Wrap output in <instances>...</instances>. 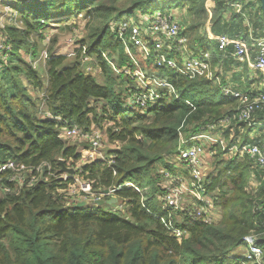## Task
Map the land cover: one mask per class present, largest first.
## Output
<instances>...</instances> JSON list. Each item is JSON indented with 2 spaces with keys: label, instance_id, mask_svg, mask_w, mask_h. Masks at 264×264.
I'll list each match as a JSON object with an SVG mask.
<instances>
[{
  "label": "trees",
  "instance_id": "1",
  "mask_svg": "<svg viewBox=\"0 0 264 264\" xmlns=\"http://www.w3.org/2000/svg\"><path fill=\"white\" fill-rule=\"evenodd\" d=\"M52 1L56 5L48 10L24 8L18 2L16 18L2 30V38L11 48L6 52L7 62L0 60V164L7 160L27 165L49 162L60 173L58 160L75 165L81 153L77 152L76 142L58 137L59 128L73 124L87 132L91 126L105 127L107 138L120 143L114 151V162L107 165L95 160L81 166L80 174L93 180L95 193L114 189L111 194L125 203L128 211L117 215L97 204L78 207L80 197L74 199L67 191L57 192L56 187L65 188L67 184L60 183L62 180L56 184L52 177L33 185L8 183L10 191L0 189V264H226L227 255L251 231L260 238L264 253V213L253 214L251 209L253 197L246 187L252 169L246 158L222 159L220 150L214 156L216 173L209 177L207 191L232 186L228 194L223 192L215 201L223 208L217 223L191 217L174 219V226L181 232L177 236L156 217L163 212L157 198L162 192L159 171L172 167L168 160L177 153L179 130L185 134L196 132L200 125L232 112L236 100L224 96L204 77L188 78L152 59H141L143 68L167 78L180 99L165 95L146 110L125 112L123 85L127 79L116 74L104 57L113 59L118 67L129 60L122 42L114 35V20L149 18L156 10L175 7L185 8L191 18L188 29L193 30L208 18L214 21L230 12L229 19L238 23L233 36L243 37L250 47L247 24L252 27V35H264L260 0L250 14L242 10L231 12L229 0ZM66 5L68 10L62 14ZM80 12L89 17L85 33L77 42L85 45L87 53L97 60L104 76L101 83L81 71L80 51L71 59L61 55L57 36L49 39L46 48L41 46L51 22L66 21ZM182 18V33L186 35L185 16ZM68 26L65 24L63 29ZM220 33L223 32L212 34ZM195 36L189 48L195 54L199 50L210 51L212 41L204 35ZM42 50L47 59L39 72L22 53L35 59ZM163 51L169 57L177 55L166 47ZM210 53L214 66L219 56ZM244 67L247 74L246 64ZM29 87L42 92L43 97L31 95ZM94 101H104L106 107L98 111L100 107L93 105ZM42 108L52 118L40 117ZM109 154L108 151L106 156ZM68 182H72L71 178ZM127 182L143 192L123 185ZM101 197L105 201L111 199L109 195Z\"/></svg>",
  "mask_w": 264,
  "mask_h": 264
},
{
  "label": "built area",
  "instance_id": "2",
  "mask_svg": "<svg viewBox=\"0 0 264 264\" xmlns=\"http://www.w3.org/2000/svg\"><path fill=\"white\" fill-rule=\"evenodd\" d=\"M20 1L0 0L5 4L0 8V51L2 52L0 55L3 63L7 62L6 52L10 50L11 45L2 38V30L5 27L2 19L5 17V20H9L10 23L14 21L17 15L15 6ZM205 1V3L208 2V0ZM228 5L237 13L241 10L238 1L229 0ZM182 15L178 14L175 9H169L156 10L149 18L139 16L138 19L129 17L114 20L111 23L114 35L122 42L129 60L118 67L113 59L104 55L116 74L125 76L128 82L133 83L132 85H128L129 83L123 85V94L128 96L130 107L146 110L165 95L180 99V94L167 78L156 75L151 70L143 69L135 54L143 59H152L157 65L172 69L188 78L204 77L212 84L217 85L224 96L236 100L232 112L218 120L200 125L198 130L192 134H185L181 130L178 132L177 153L171 155L168 161H171L170 158L180 160L184 164L183 172L188 178L181 173H173V176L168 171L162 170L165 179L170 175L171 182L162 188L158 199L162 204L163 212L162 215H156L177 236H180L181 232L174 226L175 220L180 221L185 217H191L199 218L205 223H216L215 201L223 192L228 194L232 188L231 185H228L230 188L227 186L226 190L224 187L207 191V186L210 183L209 177L215 173L209 176L205 174L202 158L205 144H208L209 155L217 154L220 150L222 159L246 158L248 160L252 174L250 184L246 189L253 197L251 209L253 214L264 213V35H252V30L247 24L250 38L249 47L240 36L230 37L225 33L213 35L208 29L209 24H206L208 29L206 37L215 43L216 53L228 56L242 66L246 64L248 68L251 87L234 88L230 83H222V79L220 80L222 71L212 67L211 54L208 50H199L198 54H195L193 50L188 49L187 36L182 33L184 29ZM88 17L82 12L77 15L76 19L81 18L87 21ZM79 33L83 36V31H79ZM74 39L76 42L72 54L76 55L79 51L81 52L82 68L86 72L85 74H90L94 67L93 57L87 53L85 45L77 42L80 39L78 32L75 33L74 38L69 39L70 45L73 44ZM165 47L177 55L169 57L163 51ZM44 55V58L47 59V54ZM218 63L222 67V60L219 59ZM40 93L42 98L43 93ZM182 100L192 109L194 108L188 100ZM39 116L52 118L44 108L40 110ZM92 127L87 132H82L73 124H64L59 128L58 137L88 145V151L81 154L75 165L66 163L67 167L73 168L72 174L62 171L59 173V170L53 168L49 162L27 165L18 160H7L0 164V189L10 191L8 183L33 185L38 180L44 181L47 177H52L56 184H59V180H62L60 183L67 184L65 188L56 187L57 192L67 191L70 194L68 189L74 187L77 190V195L82 194V199H90V201L99 199L100 194L92 191L93 180L83 177L84 175L80 174V167L95 160L111 165L116 158L114 151L119 148V142L114 141L118 145L109 150V156L102 154L103 134ZM211 131H215L217 134H208ZM215 171L214 167L213 172ZM70 178L72 182H68ZM123 185L131 186L140 194L143 192L130 182ZM113 190H109V193H113ZM103 195L108 194H104L102 191L101 196ZM184 196H188L192 201H189L188 206H183ZM176 216H179V220ZM259 241L260 238L253 231L246 234L243 237V243L247 244L246 251L229 253L226 264H264V253Z\"/></svg>",
  "mask_w": 264,
  "mask_h": 264
},
{
  "label": "rangeland",
  "instance_id": "3",
  "mask_svg": "<svg viewBox=\"0 0 264 264\" xmlns=\"http://www.w3.org/2000/svg\"><path fill=\"white\" fill-rule=\"evenodd\" d=\"M41 1L42 2H29V1L21 0L20 1V6L24 7V8L33 7L35 9H46V10H48V9H54L53 6L56 5V3H54L52 0H41ZM3 5H5V4L0 2V8H2ZM68 7L69 6L66 5L65 8H63V10H62L63 13L62 14H66V12L68 10ZM257 8H258V1L257 0H241L240 1L239 9H241L244 12V14H250L251 12H254ZM159 9H162V5H159ZM173 9H175L178 12V14L180 13V14H183V16H185L184 23H185L186 36H187V41H188L187 42V45H188L187 47L190 50H192L191 48H189L190 42H193L192 40H193V38L196 37L195 35H197V34H199L201 36H203V35L206 36V32L209 29V31H211V33L223 32V33L227 34L228 36L232 37L233 34H234V30L237 29V27H238V23H237L236 20L233 21V20L229 19L230 12H226V13L222 14L221 16H219L214 21H210V19L208 18L205 22H201L197 26L196 30H193L191 28L188 29V26H189L188 24L191 21L190 20L191 18L187 17V15L185 14V8L184 7H177V8L175 7V8H172V10ZM229 9H230L231 12L234 11V9L231 8V7ZM80 13H82V12H80ZM5 19L6 18L4 17L2 19V21H3L4 25H8L10 23V21L9 20H5ZM4 20H5V22H4ZM85 23H86V19H84V20L81 19V18H77L76 19V17H72V18H70V19H68L66 21L51 22L49 24V28H47V30H46L47 33H46V36H45L43 42L41 43V46L43 48H46L50 44L49 39H52V38L57 36L58 37L57 46H58V49H59V52L61 53V55L66 56L67 59L73 58L75 55L72 54V53L74 51V44H75L76 41L74 39L73 44L70 45L69 44V39L70 38H74V35H75L76 32H78L79 38H81L82 35H81V33H79V31H83V35H84V33H85ZM65 24L69 25L68 26L69 28L63 29V27H65ZM206 24H209V28L208 29H207V25ZM17 26H20L19 22H17ZM201 27H202V29H201ZM241 28L243 29V32H244L243 23L241 24ZM250 28H252V27H250ZM2 33H3V31H2ZM212 43H211L210 51H212L213 54H214V53H216V48L214 46L215 43L214 42H212ZM0 53L2 54L1 51H0ZM133 53L135 54L134 51H133ZM44 54H46V51L42 50L38 58L32 59L29 55L22 53L23 58L25 60H27L28 62H32L33 67H36V70L39 71V72H42V69H43V66H44V63H45V60H46L44 58V56H45ZM135 56H136V58L138 59V61L140 63L141 59H143V58L140 57L137 54H135ZM221 58L223 59L222 60V67L219 66L220 63H218V61H217V64L214 65V66L211 63L213 68L215 67V69H221L222 74L220 76V80L222 79V81L228 82L231 85L233 84V85H236V86H239L238 85L239 83H243L245 81V78H244L243 75H242V77H243L242 78L241 74L243 73V71L247 72L246 67L243 68V66L241 64H238V63L234 62L228 56L221 55ZM93 60H94L93 61V66L94 67L91 70L90 75L94 76L96 78L97 82L101 83V82L104 81V76H103V74L100 73L101 70L98 67L97 60L94 59V58H93ZM224 60L225 61L227 60V62H224ZM227 63H228V66H227ZM80 69H81V71L84 74L86 73V72H84V69L82 68V63H81V68ZM143 69H147V68H143ZM227 72H229V73H228V75L226 77ZM121 82H122V80H121ZM126 83H129L128 85H132L133 84V83L128 82L127 80H126ZM215 86H217V85H215ZM31 90H32V88H31ZM32 94L35 95L38 98H40V96H41L40 92H38V91H34ZM123 97H124V103H125V105L123 106V110L125 112L130 111L131 109L132 110H136L137 109V108H134V107H130L128 105V96L127 95H123ZM92 104L93 105H97V106L100 107L98 111H100V110H102V108L106 107V105H105L106 102H104V101H94V102H92ZM139 109L140 110H145V109H141V108H139ZM150 115L151 114H147L148 117ZM107 125H108V123H104V126H107ZM92 129H97L103 134L104 141H103V143L101 145L102 154H104V155L108 154V150H111L113 147L118 145V143L111 142L107 138V135L105 133V127L102 129V128H98V127L93 126ZM208 134H217V133L215 131H211V132H208ZM214 136H216V135H214ZM72 142H74V141H72ZM77 145H78L77 146V152H80L81 154H83L84 153L83 151L85 149L81 148L80 144L77 143ZM119 145H120V143H119ZM204 146H205V148H204V154H203L202 158H203V161H204L205 174L209 176L211 174V172H213L214 167H215V158H214L215 154L209 155V152H208L209 150H208V147H207L208 144H205ZM170 160L171 161H169V162L172 163L171 164L172 167L169 168V170H168L169 173H171V175H173V173L174 174L181 173L182 175L186 176L184 174V172H183L184 164L180 160H178L176 158H173V159L170 158ZM77 162H78V160L75 163H77ZM159 172H160L159 174L161 175L160 185H161V188H163L164 186H166V184H169L171 182V179L169 178L170 175H168L167 179H165V177L163 176L164 174L162 173L161 169H160ZM186 178H188V176H186ZM228 188H230V186H228ZM226 189L227 188L225 187V190ZM68 190L70 192L69 195H71L72 198H74L75 195H77V190L74 187H71ZM101 195H102V193L100 194V196ZM108 195L110 196V198H114L117 202L111 203V204H107V203L102 204L101 206H103L104 210H106V211H108L110 213H113V214H117V215H125L127 213V211H128V208L125 205V203H123L119 199H116L117 197L115 195L111 194V193H108ZM78 196L80 197V200H83V201L87 202L86 206H88V207L94 206L93 202L95 200L90 201V199L89 200L88 199H82L81 195H78ZM159 197H160V194L157 195V198H159ZM72 198H70V199H72ZM99 199H103V197H99ZM184 199H185V201H184L183 206H188L189 201H191L190 198H188V196H184ZM214 206H215V208H214V216L216 218V223H217L220 220L221 216H222L223 208L218 203L214 204ZM176 218L179 220V216H176ZM246 246H247V244L243 243L241 246H239L235 250V252L236 253H243L244 251H246Z\"/></svg>",
  "mask_w": 264,
  "mask_h": 264
},
{
  "label": "water",
  "instance_id": "4",
  "mask_svg": "<svg viewBox=\"0 0 264 264\" xmlns=\"http://www.w3.org/2000/svg\"><path fill=\"white\" fill-rule=\"evenodd\" d=\"M260 3H261V7H262V9L264 11V0H260ZM58 163H60V165H61V171L62 172H67V173H70V174L73 173V168L67 167L63 160H61V159L58 160ZM103 193L104 194H108L109 190L108 189H104ZM115 202H116V200L114 198H111V199H109L107 201H105L103 199H97L93 203L97 204V205H102L104 203L111 204V203H115ZM86 205H87V202L83 201V200H79V201L76 202V206H78V207H82V206H86Z\"/></svg>",
  "mask_w": 264,
  "mask_h": 264
},
{
  "label": "crops",
  "instance_id": "5",
  "mask_svg": "<svg viewBox=\"0 0 264 264\" xmlns=\"http://www.w3.org/2000/svg\"><path fill=\"white\" fill-rule=\"evenodd\" d=\"M216 54H218V53H216ZM218 56H219V59L220 60H223L222 58H221V56L218 54ZM218 59V60H219ZM0 60L2 61V56L0 55ZM224 62H227V60L225 61L224 60ZM227 66H228V63H227ZM100 69V68H99ZM100 73H101V71H100ZM228 73L229 72H227V74H226V77H227V75H228ZM102 74V73H101ZM100 75V74H99ZM242 75L244 76V78H245V81L243 82V83H239L238 85L239 86H236V85H233L232 84V87H234V88H242V89H246V88H250L251 87V82L249 81V75H248V73L247 74H245L244 72L241 74V77H242ZM245 75H247V76H245ZM229 78V77H228ZM243 78V77H242ZM28 91L30 92V94L31 95H33L32 93L34 92V91H37V90H35V89H32L31 90V87L30 88H28ZM41 94V93H40ZM33 96H35V95H33ZM80 147L81 148H84L85 150L83 151L84 153L83 154H85V152L86 151H88V145L87 144H80ZM104 151V150H103ZM109 151V150H108ZM216 172V171H215ZM215 172H211V174H214ZM117 202V201H116Z\"/></svg>",
  "mask_w": 264,
  "mask_h": 264
}]
</instances>
